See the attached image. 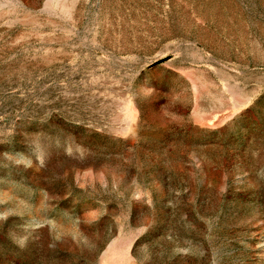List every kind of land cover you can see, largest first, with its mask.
I'll return each mask as SVG.
<instances>
[{"label":"rangeland","instance_id":"374dc122","mask_svg":"<svg viewBox=\"0 0 264 264\" xmlns=\"http://www.w3.org/2000/svg\"><path fill=\"white\" fill-rule=\"evenodd\" d=\"M0 264H264V0H0Z\"/></svg>","mask_w":264,"mask_h":264}]
</instances>
